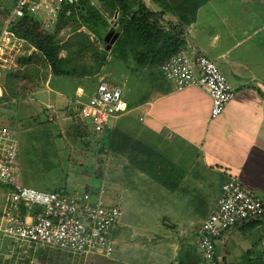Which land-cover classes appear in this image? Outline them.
I'll list each match as a JSON object with an SVG mask.
<instances>
[{"label": "crops", "instance_id": "obj_1", "mask_svg": "<svg viewBox=\"0 0 264 264\" xmlns=\"http://www.w3.org/2000/svg\"><path fill=\"white\" fill-rule=\"evenodd\" d=\"M183 1L142 0L151 11L163 12L158 22L165 28L177 22L174 8ZM182 39L181 50L199 51L214 61L235 88V95L220 115L211 118V100L205 88L176 90L161 69L146 66L134 70L137 63L133 56L122 59L135 71L127 73L121 84L127 110L106 129L116 127L126 132L168 162L164 184L117 155L129 165L126 181L150 177L161 185L156 192L166 204L165 211L151 229H133L121 220L113 231L111 256L68 253L64 257L73 258V264H206L197 247L198 231L220 197L223 184L236 179L251 195L264 200V0H207L197 8L195 20L186 27ZM26 44L29 46L22 57L35 50ZM97 82L90 84L87 76L64 78L49 73L47 87L32 92L34 97L25 107L27 116L35 119L44 113L53 120L52 113L58 110L77 109L93 94ZM88 185L54 189L76 195L104 186L110 199L114 198L113 185ZM6 191V186L0 190V214ZM21 210L27 212V208ZM8 243L20 248H13V252L27 253L24 255L31 257L30 264H46L35 259L36 252L59 251L19 246L0 233V246ZM216 261L264 264V215L224 232L217 243Z\"/></svg>", "mask_w": 264, "mask_h": 264}, {"label": "built area", "instance_id": "obj_2", "mask_svg": "<svg viewBox=\"0 0 264 264\" xmlns=\"http://www.w3.org/2000/svg\"><path fill=\"white\" fill-rule=\"evenodd\" d=\"M78 1L15 0L0 29V73L1 70L21 67L17 57L29 46L11 29L17 20L27 18L40 31L53 34L61 14L68 16L70 7ZM160 69L176 90L189 86L205 88L211 100V118L221 114L236 92L216 63L199 51L180 50ZM77 110L75 119L91 134L100 136L111 119H117L127 110L123 89L100 77L93 94ZM0 184L7 188L0 214L2 236L19 246L41 247L81 256L112 255L113 231L123 217L120 203L110 199L104 186L96 191L70 195L23 184L15 131L1 120ZM23 207L27 208L25 214L21 210ZM262 215L264 200L251 195L236 179L225 182L220 197L198 231L197 247L205 263L217 264L216 247L224 232Z\"/></svg>", "mask_w": 264, "mask_h": 264}, {"label": "rangeland", "instance_id": "obj_3", "mask_svg": "<svg viewBox=\"0 0 264 264\" xmlns=\"http://www.w3.org/2000/svg\"><path fill=\"white\" fill-rule=\"evenodd\" d=\"M92 2L98 5L96 0ZM14 3L15 0H0V29ZM106 17L110 27L117 30L119 26L116 16L106 15ZM80 30L90 35V40L97 50H102L103 44L97 37L84 28ZM57 37L62 41L73 40L75 33L68 25L59 30ZM64 54L65 51H62L60 56ZM28 56L30 59L26 71L27 77L8 78L6 74L19 73V71L7 69L8 71L4 70L0 79V87L5 94L0 100V118L16 131L21 182L43 191H53L58 186L65 188V185L69 188L70 184L76 188L78 186L89 188L90 183L104 184L110 188L113 185L112 200L120 202L124 223L129 224L133 229L153 228L156 219L165 211L166 204L160 200L161 195L156 192V188L161 185L150 177L135 178L132 182L126 181L129 175L125 168L129 165H125L123 160L105 146L104 135H89L81 128L79 121L74 117L77 113L76 107L52 113L53 120H48V115L44 113L35 119L27 116L25 107L29 98L34 97L32 92L47 87L46 82L50 73L48 64L37 51L33 50ZM82 61L86 66L94 64L92 53H85ZM131 68L122 59L107 52L106 62L96 73L87 76V79L90 84H95L99 77H104L111 84L121 86L127 73H135ZM19 75L22 73L20 72ZM114 122L115 120L111 119L109 126ZM3 187L0 184V190ZM13 248L17 250L19 247L11 243L0 246V264H30L31 257L24 255L27 253L13 252ZM218 253L220 254V250ZM64 256L68 257L69 254L64 251L44 250L42 253L36 252L35 259L46 264L74 263L73 258ZM218 258L220 261V257Z\"/></svg>", "mask_w": 264, "mask_h": 264}, {"label": "trees", "instance_id": "obj_4", "mask_svg": "<svg viewBox=\"0 0 264 264\" xmlns=\"http://www.w3.org/2000/svg\"><path fill=\"white\" fill-rule=\"evenodd\" d=\"M206 1L185 0L176 5L174 14L177 16V22L167 28L158 22L163 12L151 11L142 0H96L98 5H95L92 0H79L77 4L70 7L68 16L65 13L61 14L53 34L40 31L37 25L27 18L17 20L11 29L45 59L52 76L81 78L93 75L106 62L107 52L124 60L133 56L137 63L134 65V70L146 66L160 69L168 58L181 50L184 45L182 35L186 27L195 20L197 8ZM106 15L116 16L119 26L117 30L110 27ZM68 25L71 26L75 37L73 40L62 41L57 37L59 30ZM81 28L86 29L101 41L102 50L94 47L90 35L80 30ZM109 29L119 32V37L111 49L106 50L103 37ZM62 51H65L64 56H60ZM89 52L92 53L94 64L86 66L82 57ZM137 57L146 61L139 62ZM29 59L30 56L17 57V61L23 65L22 68L17 69L22 75L11 72L5 76L20 79L27 77ZM3 73L4 70L0 79ZM4 96L5 94L2 93L0 100ZM78 124L89 135L91 134L80 122ZM104 132V144L112 153L125 157L133 168L167 184L165 175L168 162L162 158L161 154L154 153L151 147L116 127L106 129ZM54 190L61 191L60 189Z\"/></svg>", "mask_w": 264, "mask_h": 264}, {"label": "water", "instance_id": "obj_5", "mask_svg": "<svg viewBox=\"0 0 264 264\" xmlns=\"http://www.w3.org/2000/svg\"><path fill=\"white\" fill-rule=\"evenodd\" d=\"M118 37H119V32L114 30H109L103 37V42L104 44H106L105 49L110 50Z\"/></svg>", "mask_w": 264, "mask_h": 264}]
</instances>
